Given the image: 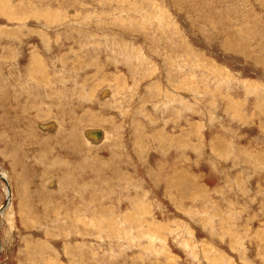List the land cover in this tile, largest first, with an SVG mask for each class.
<instances>
[{
    "label": "rangeland",
    "instance_id": "1",
    "mask_svg": "<svg viewBox=\"0 0 264 264\" xmlns=\"http://www.w3.org/2000/svg\"><path fill=\"white\" fill-rule=\"evenodd\" d=\"M0 173V264H264V0H0Z\"/></svg>",
    "mask_w": 264,
    "mask_h": 264
},
{
    "label": "bare ground",
    "instance_id": "2",
    "mask_svg": "<svg viewBox=\"0 0 264 264\" xmlns=\"http://www.w3.org/2000/svg\"><path fill=\"white\" fill-rule=\"evenodd\" d=\"M39 127L41 129H43V130H47L48 129L49 131H51V130L54 129L55 126H54V124L52 122H48V123L41 124ZM83 134H84L85 138L88 139V141H89L90 144H97V145L101 144L103 142V140H104V137H105V133L101 129H99V128H88V129H85L84 132H83ZM41 158L43 159V157H41ZM0 177L4 181H6V179L4 178V174L3 173H0Z\"/></svg>",
    "mask_w": 264,
    "mask_h": 264
}]
</instances>
